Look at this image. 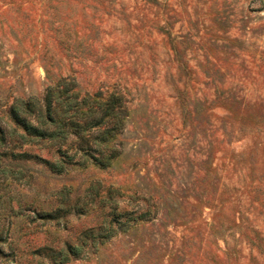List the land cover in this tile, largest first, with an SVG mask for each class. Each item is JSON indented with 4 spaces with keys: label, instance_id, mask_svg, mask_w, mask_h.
<instances>
[{
    "label": "rangeland",
    "instance_id": "obj_1",
    "mask_svg": "<svg viewBox=\"0 0 264 264\" xmlns=\"http://www.w3.org/2000/svg\"><path fill=\"white\" fill-rule=\"evenodd\" d=\"M63 79L119 151L13 132ZM0 264H264V0H0Z\"/></svg>",
    "mask_w": 264,
    "mask_h": 264
},
{
    "label": "trees",
    "instance_id": "obj_2",
    "mask_svg": "<svg viewBox=\"0 0 264 264\" xmlns=\"http://www.w3.org/2000/svg\"><path fill=\"white\" fill-rule=\"evenodd\" d=\"M74 80L63 79L48 87L42 99H16L9 109L13 132L27 145L44 143L54 151H119L109 141L124 129L127 100L119 91L81 97ZM114 157L99 153L96 161L108 166ZM52 168L63 171L62 159Z\"/></svg>",
    "mask_w": 264,
    "mask_h": 264
}]
</instances>
